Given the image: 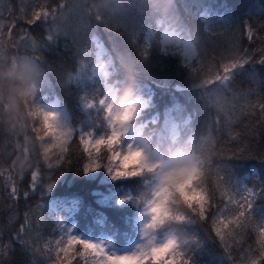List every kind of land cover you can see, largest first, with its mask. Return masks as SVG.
Returning a JSON list of instances; mask_svg holds the SVG:
<instances>
[{
    "label": "trees",
    "instance_id": "1",
    "mask_svg": "<svg viewBox=\"0 0 264 264\" xmlns=\"http://www.w3.org/2000/svg\"><path fill=\"white\" fill-rule=\"evenodd\" d=\"M74 1L0 0V64L30 61L45 72L23 111L15 100L7 108L0 105V264H54L55 244L45 246L68 235L70 218L86 234L104 229L128 240L143 211V180H114L104 168L86 173L83 166L94 164L95 145L88 156L80 138L105 135L107 110L101 100L107 83L120 87L133 80L150 99L143 122L155 127L170 118L171 131L178 127L181 141L193 138L192 147L205 159L208 195L198 214L187 213V220L165 231L184 242L191 264H250L258 257L255 227L226 237L225 249L212 224L215 205L207 219L201 214L214 194L215 204L221 202L220 191L227 187L217 188L221 175L241 195H246L245 185L257 193L251 215L257 225L264 224V114L256 106L264 98V0H122L108 11L123 24L114 29L99 25L95 31L75 23L73 32L59 36L44 12ZM166 29L196 44L197 69L177 53L157 52L159 39L146 43L147 30ZM100 45L107 47L106 60L112 64V76L104 83L95 72ZM245 52L247 62L229 80H218L222 65ZM50 100L60 103L73 129L66 150L48 143L49 125L41 111ZM99 159L104 162L103 156ZM9 183L17 187L19 199L9 197ZM89 258L77 254L72 264H86Z\"/></svg>",
    "mask_w": 264,
    "mask_h": 264
},
{
    "label": "clouds",
    "instance_id": "2",
    "mask_svg": "<svg viewBox=\"0 0 264 264\" xmlns=\"http://www.w3.org/2000/svg\"><path fill=\"white\" fill-rule=\"evenodd\" d=\"M84 61H79L83 70ZM45 72L30 61L15 66L0 64V105L6 108L15 100L23 111L25 100H34ZM104 103V101H101ZM105 135L95 141V167L104 168L115 180L140 179L146 184L140 216V241L125 255L105 256V247H93L102 264H187L184 242L165 229L183 223L187 213L198 214L202 199L208 195L204 157L194 150L192 140L181 141L166 117L155 127L143 122L150 101L140 94L135 81L109 90ZM48 122V143L63 150L71 144L74 133L59 113L42 112ZM91 146V145H90ZM103 156L102 163L99 157Z\"/></svg>",
    "mask_w": 264,
    "mask_h": 264
},
{
    "label": "rangeland",
    "instance_id": "3",
    "mask_svg": "<svg viewBox=\"0 0 264 264\" xmlns=\"http://www.w3.org/2000/svg\"><path fill=\"white\" fill-rule=\"evenodd\" d=\"M117 4V6L122 4V0H90V2H87V0H76L74 1L70 6L66 8H61L56 11L47 10L44 12V15H49L50 21L53 23L55 29V32L59 33V36L65 35L66 30L71 29L72 32L75 30V23L79 25V27H88L91 26L92 30L97 31L100 26H104L105 28L111 27L116 28L118 25L123 24L122 22H126L120 19L119 22L118 19L115 18L111 13H109L108 9L110 5ZM127 24V23H126ZM136 28L132 30V33H134L132 36L136 37L137 33H135ZM138 31V30H137ZM147 30L145 32L146 36V43L154 44L158 43L160 40V50L157 52L159 53H165L168 51V53H177L180 55L181 60H184L186 64L193 70L197 69L199 67V61H198V53L196 46L192 42L184 41L179 33L172 29H166L163 32L156 33L155 30ZM94 36V34H93ZM132 37V38H133ZM95 38V36H94ZM107 47L104 45H100L97 52L96 60L97 62L100 61L97 65V68L95 69L97 73L101 77H107L110 74V71L108 70L110 68V64L108 60L99 59L98 57L103 56L106 52ZM111 88H115L112 87ZM109 90L108 88L104 98H103V106L105 107V104L109 103ZM184 91L180 90V93L182 94ZM145 99L149 100L146 96L142 95ZM106 108V107H105ZM48 111H54L60 114L62 117V109L59 107L57 102H52L50 104H47L44 106V114L46 115ZM48 123V122H47ZM175 136L177 137L178 129L175 128L173 130ZM99 137H92L91 145H95V141ZM193 138H191L192 140ZM142 184L144 186L141 189V192H146V184L144 181H142ZM142 186V185H141ZM244 192L247 194V191L249 190L248 185H245L243 188ZM140 217V215H139ZM140 222L138 224V231L137 233L140 234ZM131 225V224H130ZM78 225V222L74 220L73 218L69 219V233L68 235H74L78 238H81L85 241H90L98 244H104L109 251V254H112L115 252L116 255H125L130 252H132L136 245L140 241V236L132 242L128 246V240L126 241L123 237H118V234L112 231L100 229L98 233H96L94 236L92 234H86V232L81 231ZM104 232V233H101ZM88 261V260H86ZM91 261V257L89 258V264Z\"/></svg>",
    "mask_w": 264,
    "mask_h": 264
},
{
    "label": "snow or ice",
    "instance_id": "4",
    "mask_svg": "<svg viewBox=\"0 0 264 264\" xmlns=\"http://www.w3.org/2000/svg\"><path fill=\"white\" fill-rule=\"evenodd\" d=\"M39 16L34 17V19H38ZM29 24L32 21H28ZM14 27V25H13ZM247 35L250 39H253L254 33L251 29L247 30ZM261 40H264V37H260ZM260 52L264 54V48L260 49ZM247 53L244 55H239L235 61H231L222 65V74L217 76L218 80L227 81L231 78V74L239 67H242L244 63L247 62ZM264 63V60L260 61ZM259 107L261 114H264V98H261L259 103L256 105ZM219 123V121H217ZM80 143L83 149L87 152L88 156H91V151L89 150V146L91 145V137L89 136L85 139L83 136L80 138ZM95 147V146H93ZM84 171L92 172L95 167H99L98 164H93L90 162L84 163ZM32 184L30 188L34 190V184L37 178V174L33 173L31 175ZM115 180L116 177H113ZM218 183L217 188L220 187L221 184L226 185L227 187L221 189L220 196L221 202L219 204H215V194L210 199L206 210L201 214V219H207L206 213L213 208L215 205L216 211L212 216V224L214 227L215 236L220 240L224 248H228V244L226 241V237H232L233 234L237 230H243L250 226H254L256 232L258 233V257H254L251 259L250 264H264V224L257 225L252 219V210L254 207V201L257 198V193L254 190H248L246 195H241L239 192L234 191L228 184L227 180L223 176L217 177ZM52 186L49 185L48 190L51 191ZM231 189L229 191L228 189ZM9 189V197L13 200L19 199L20 193L13 183L8 184ZM264 191V190H262ZM24 198H27V193H24ZM123 203V202H122ZM27 221V216L25 217ZM25 230L24 226H21L20 232ZM17 237L23 240L22 237L17 234ZM24 242V241H23ZM52 243L55 244V248L52 249L54 252V264H72V260L76 257V255H80L81 257H91L90 264H102V257L98 256L94 251L93 247H105V256L108 258H114L113 252L109 254L108 248L104 244H98L90 241H85L81 238H78L74 235H67L66 237H60L54 241L49 242L50 246ZM77 246H80L81 251H77ZM86 264H89L86 261ZM187 264H191V261H187Z\"/></svg>",
    "mask_w": 264,
    "mask_h": 264
},
{
    "label": "bare ground",
    "instance_id": "5",
    "mask_svg": "<svg viewBox=\"0 0 264 264\" xmlns=\"http://www.w3.org/2000/svg\"><path fill=\"white\" fill-rule=\"evenodd\" d=\"M135 45H137V44H135ZM41 112H43V114H44V111L43 110Z\"/></svg>",
    "mask_w": 264,
    "mask_h": 264
}]
</instances>
